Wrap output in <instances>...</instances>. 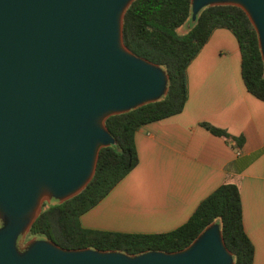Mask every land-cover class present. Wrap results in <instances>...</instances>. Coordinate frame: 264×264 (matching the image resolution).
<instances>
[{
    "label": "water",
    "instance_id": "water-1",
    "mask_svg": "<svg viewBox=\"0 0 264 264\" xmlns=\"http://www.w3.org/2000/svg\"><path fill=\"white\" fill-rule=\"evenodd\" d=\"M136 0H0V264H235L219 224L175 252L65 249L26 239L44 204L63 203L93 179L106 120L157 102L168 74L124 43ZM247 14L264 61V0H191Z\"/></svg>",
    "mask_w": 264,
    "mask_h": 264
},
{
    "label": "crops",
    "instance_id": "crops-1",
    "mask_svg": "<svg viewBox=\"0 0 264 264\" xmlns=\"http://www.w3.org/2000/svg\"><path fill=\"white\" fill-rule=\"evenodd\" d=\"M238 39L215 29L187 68L184 110L139 127L138 165L80 218L101 231L156 234L186 223L224 183L238 186L243 225L264 264V101L248 92ZM244 137L241 147L202 124Z\"/></svg>",
    "mask_w": 264,
    "mask_h": 264
},
{
    "label": "trees",
    "instance_id": "trees-1",
    "mask_svg": "<svg viewBox=\"0 0 264 264\" xmlns=\"http://www.w3.org/2000/svg\"><path fill=\"white\" fill-rule=\"evenodd\" d=\"M188 21L185 35L178 30ZM218 28L238 39L243 82L253 96L264 101V61L257 33L247 14L237 6H211L192 21L191 0H136L124 17L126 47L138 57L159 65L169 76L168 93L154 103L106 120L116 144L101 149L95 175L77 196L45 203L27 239H45L65 249H97L137 255L148 251L175 252L189 246L209 225L219 224L235 264H254V246L243 225L240 190L224 183L209 195L179 228L156 234H132L88 229L83 214L98 205L139 163L135 134L139 127L180 114L188 99L187 68ZM216 136L234 141L225 130L202 124Z\"/></svg>",
    "mask_w": 264,
    "mask_h": 264
},
{
    "label": "rangeland",
    "instance_id": "rangeland-1",
    "mask_svg": "<svg viewBox=\"0 0 264 264\" xmlns=\"http://www.w3.org/2000/svg\"><path fill=\"white\" fill-rule=\"evenodd\" d=\"M191 24H192V22H191V21H188L185 25H183V26L178 30V33H179L180 35H185V34L188 32L189 27H190ZM52 203H54V200H52L49 204H52ZM27 241H28L27 238H26L25 240H24V239H21L20 242H19V245H20L21 247H23V246H25V244H26Z\"/></svg>",
    "mask_w": 264,
    "mask_h": 264
}]
</instances>
